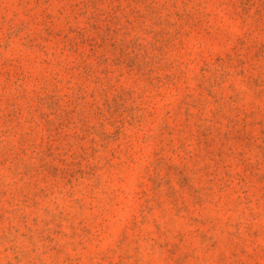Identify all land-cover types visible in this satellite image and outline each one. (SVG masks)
I'll return each mask as SVG.
<instances>
[{
	"label": "rangeland",
	"instance_id": "rangeland-1",
	"mask_svg": "<svg viewBox=\"0 0 264 264\" xmlns=\"http://www.w3.org/2000/svg\"><path fill=\"white\" fill-rule=\"evenodd\" d=\"M0 264H264V0H0Z\"/></svg>",
	"mask_w": 264,
	"mask_h": 264
}]
</instances>
